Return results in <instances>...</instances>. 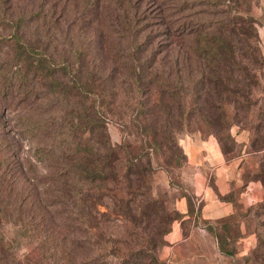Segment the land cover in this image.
I'll list each match as a JSON object with an SVG mask.
<instances>
[{
	"label": "rangeland",
	"instance_id": "rangeland-1",
	"mask_svg": "<svg viewBox=\"0 0 264 264\" xmlns=\"http://www.w3.org/2000/svg\"><path fill=\"white\" fill-rule=\"evenodd\" d=\"M8 6L15 18L25 13L30 16L37 9L47 13L46 22H34V16L30 24L25 23V34L51 60L53 75L45 77L37 72L28 57L18 52L11 36L13 30L0 25V80L4 74H9L14 76L12 82L16 86L0 109V140L5 136L9 141L5 151L0 143V201L4 203L8 198L7 203L14 205L20 189H26V194L34 192L36 196L31 193V199L37 200L35 215L37 222L41 223L38 232H20L16 220L0 209V264H60L64 250L74 252V264H80L82 258L90 260L84 226L77 233L68 231L65 228L68 221L60 213L61 207L49 206L46 201L47 185L38 184L33 178L51 174L56 166L39 155V148H44L50 156H57L59 153L54 148L60 146V128L77 121L85 104H93V91L100 89L106 92L107 103L112 110L107 122L112 145H122L125 139L130 138L132 151H141V140L148 134L150 139L153 138L155 129L150 131V125L158 129L163 127L166 134L174 138L171 144L175 143L180 150L163 147L160 154L156 148L149 149L156 169L152 178L153 195L163 200L169 211L176 210L181 215L179 203L186 199L182 194L191 195L194 214L199 212L198 226L205 227L204 222L207 221L201 220L202 205L192 183L195 170L188 163L183 140L187 137L213 138L228 161L243 159L242 185L228 195L229 199H235L237 213L233 218L216 224L229 223L225 234L229 236L230 247L236 254L235 257H227L219 250L218 256L213 252L211 256L218 264H261L254 259V250L258 244L260 223L264 221V216L257 217L255 208L264 201V183L256 180V173L264 162V151H261L264 129L260 126L264 121L258 116L259 110L264 111V65L256 64L253 57L248 63L241 62L248 74L245 86L243 83L240 86L252 95L248 103L241 100L235 110L232 107L229 110L231 138L223 146L214 129L208 131L205 130L207 127L201 128L202 124L196 123L203 114L191 112L193 85L188 78L194 73L196 62L192 59L184 63L188 65L187 69L183 65L177 68L175 65L178 60L186 62L185 50L188 44L194 43L195 35L191 34L194 30L208 23L219 28L233 17L232 27L242 37L237 42L245 45L247 40L252 47L257 43L264 57V0H11ZM251 18L252 23L247 21ZM254 20L257 22L256 31ZM240 31L246 32L245 35ZM254 34L258 39L256 43ZM135 68L142 81L140 92L133 91L135 87L130 83V74ZM172 69L170 81L174 84L182 82L177 87L185 115L179 117L176 113L174 119H166L162 107L170 102L167 96L160 94L159 88L163 74L166 77ZM253 76L259 82L253 80ZM24 90L30 92L29 95ZM83 90L87 94L86 99ZM134 108L148 114L138 119L143 130L133 126L136 120V115H132ZM212 113L207 112V118ZM26 129L28 131L25 132ZM81 132L76 134L77 143L94 138L90 132L83 129ZM155 132L162 140L161 132ZM255 150L260 151L256 154ZM2 156L7 159L8 167L2 165ZM31 167L33 171H30ZM213 178L207 174L208 183H213ZM251 183L259 186L257 192L260 194L254 196L250 205L242 199L241 190ZM175 222L171 223V228ZM154 225L155 229L151 228L153 233L164 228L157 221L153 222ZM102 229L114 237L126 238L128 234V225L124 221L107 223ZM64 239L67 243L68 240H76L82 248L77 244L59 248V241ZM167 244L166 241L157 250L160 264L166 263L160 259V252ZM225 257L227 261H223Z\"/></svg>",
	"mask_w": 264,
	"mask_h": 264
},
{
	"label": "trees",
	"instance_id": "trees-1",
	"mask_svg": "<svg viewBox=\"0 0 264 264\" xmlns=\"http://www.w3.org/2000/svg\"><path fill=\"white\" fill-rule=\"evenodd\" d=\"M10 2L11 0H0V25L4 24L13 30L11 36L18 52L28 57V61L37 72L45 77L52 76L51 60L43 50L30 42L25 34L27 30L25 23L30 24V19L34 16H36L33 18L34 22L38 20L46 22L47 13L37 9L32 11L30 16L25 13L15 18V14L9 11ZM234 19L235 17L228 18L226 25L219 28L208 23L194 30L191 33L195 35L194 43L186 46L185 54L188 56L186 62L178 60L175 65V67L183 65L187 69L188 65L185 64L192 59L196 62L194 73L188 78L193 85L194 99L191 112L201 116L203 114L196 123L202 124L201 128L207 127L205 130L214 129L222 146L231 138L229 110L231 107L235 110L241 104V100L248 103L252 95L250 91L240 86L242 83L245 86L248 74L241 62L248 63V60L253 57L256 64L264 65V57L256 43L258 41L256 34H254L256 43L254 47L247 40L245 45L239 44L237 40L242 37L238 36L232 27ZM247 21L252 23V18L251 21ZM253 23L254 31H256L257 22L254 20ZM240 33L245 35L246 32L240 31ZM252 50H254L253 53ZM173 69L168 71L166 77L165 73L163 74L162 85L159 82L160 94L163 97L167 96L170 102L162 107V111L164 109L163 112L166 113V119L171 117L174 119L176 113H179V117L185 115V106L179 101L180 89L177 87L182 82L174 84L170 81ZM132 70L130 83L135 87L133 91L140 92L141 77L136 75V68ZM18 75H21V72ZM13 77L4 74L3 79L0 80V109L3 103L10 99L13 88L16 87L12 82ZM253 80L259 82L256 76H253ZM164 85L166 88L162 89ZM24 86H27L26 83ZM25 93L29 95L30 92L25 91ZM82 94L86 99L85 90ZM93 94V104H85L83 112L78 116L79 119L60 128V146L54 148L59 154L50 156L44 148H39V155L48 159L49 164L56 166L51 174L33 179L38 184L47 185L45 195L48 199L46 201L49 206L61 207L60 213L68 221L65 225L68 231L77 233L80 227L84 226V233L88 236L85 243L90 246L91 258L89 261L82 258L80 264H160L157 250L166 244L165 237L172 230L171 223L180 221L183 217L176 210L169 211V208L164 206L163 200L153 195L152 178L156 169L152 165L149 149L156 148L157 152L162 154L163 147L170 150L174 147L177 150L180 148L175 143L171 144L174 138L166 134L167 130L165 131L163 127L158 129L153 125L149 126L150 131L155 129L153 138L150 139L148 134L143 139L144 142L141 140V151H132L133 141L130 138L125 139L122 145H112L107 129L112 110L108 106L106 92L100 89L93 91ZM210 111L213 113L210 118H207L209 117L207 112ZM143 114L148 115L136 108L132 111V115H136L133 126L138 130L144 129L138 120ZM258 116L264 121L263 110H259ZM260 126L264 129V122ZM81 129L92 133L94 138L77 143L78 135L76 134L82 133ZM156 130L161 132L162 140L157 138ZM258 141H260L259 138ZM0 143L4 151L8 149L9 141L5 136H1ZM258 151L260 150H255L256 154L259 153ZM261 151H264V147ZM224 152L226 153L225 150ZM177 161L180 163V158ZM167 163L169 164V160ZM2 165L8 167V161L3 156ZM33 170L34 168L31 167L30 171ZM171 179L173 187V177ZM256 180L264 183V162L256 173ZM182 192H184L183 189ZM26 193V189H20L16 194L18 198L14 205L7 203L8 198L4 203L0 201V209H4L6 216L16 220L15 224L20 232H38L41 223L37 222L35 215L38 209L37 200L34 202L31 199L32 194L34 196L36 194ZM182 196L187 199L189 213L193 215L195 212L193 197L184 193ZM229 198L224 197L225 200ZM102 208L104 210H101ZM255 208L257 217L264 216V201ZM117 221H124L128 225L126 238L111 236L102 229L103 225ZM155 221L164 228L157 229V232L153 233L151 228L155 229V225L153 226ZM204 226L217 239L220 252L227 257H235L236 253L230 247L229 236L225 234L229 223L216 226L204 222ZM66 240L59 241V248H64V245L68 244L71 246L77 244V247L82 248L76 240H68V243ZM74 255L73 251L64 250L60 264L76 263ZM254 259L264 264V221L260 223Z\"/></svg>",
	"mask_w": 264,
	"mask_h": 264
},
{
	"label": "crops",
	"instance_id": "crops-1",
	"mask_svg": "<svg viewBox=\"0 0 264 264\" xmlns=\"http://www.w3.org/2000/svg\"><path fill=\"white\" fill-rule=\"evenodd\" d=\"M189 165L194 168L193 187L201 202V220L216 225L233 218L237 213L235 199L225 200L223 197L234 193L241 185L240 176L244 161L227 160L215 139L187 137L182 142ZM214 176L213 183H208L207 174ZM259 186L254 183L244 186L241 190L242 199L254 202L259 195ZM182 220L173 224L167 235V245L160 252V259L165 264H218L212 259V252L219 255L218 241L209 231L196 225L197 213H189L188 202L182 199L179 203ZM227 261V257H225Z\"/></svg>",
	"mask_w": 264,
	"mask_h": 264
}]
</instances>
